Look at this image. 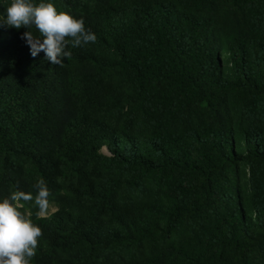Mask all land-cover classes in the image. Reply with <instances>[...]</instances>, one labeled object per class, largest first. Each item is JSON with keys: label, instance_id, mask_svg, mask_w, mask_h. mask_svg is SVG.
Returning a JSON list of instances; mask_svg holds the SVG:
<instances>
[{"label": "trees", "instance_id": "trees-1", "mask_svg": "<svg viewBox=\"0 0 264 264\" xmlns=\"http://www.w3.org/2000/svg\"><path fill=\"white\" fill-rule=\"evenodd\" d=\"M54 1L97 37L60 64L0 25V198L59 207L19 201L30 264H264V0Z\"/></svg>", "mask_w": 264, "mask_h": 264}, {"label": "clouds", "instance_id": "clouds-1", "mask_svg": "<svg viewBox=\"0 0 264 264\" xmlns=\"http://www.w3.org/2000/svg\"><path fill=\"white\" fill-rule=\"evenodd\" d=\"M0 25L28 30L23 33L30 53L41 50L52 64L62 63L73 47L95 43L97 37L85 27L83 17L77 18L66 11H58L52 0H10L0 13ZM29 26H34V35ZM32 191H13L0 198V264H30L34 256L40 227L20 210L19 201H32L37 214H43L50 205L49 189L43 180H37Z\"/></svg>", "mask_w": 264, "mask_h": 264}, {"label": "rangeland", "instance_id": "rangeland-1", "mask_svg": "<svg viewBox=\"0 0 264 264\" xmlns=\"http://www.w3.org/2000/svg\"><path fill=\"white\" fill-rule=\"evenodd\" d=\"M0 2L3 4V6H4V8H5V7L7 6V4L10 2V0H0ZM52 2L54 3V5H55V7L57 8L58 11H64L60 6H58V5L56 4V2H55L54 0H52ZM20 28H24V26H21ZM101 151H102V153L105 154V155L108 154L107 149H106L105 147H103V148L101 149ZM260 183H261V188L264 190L263 182H260ZM72 186H73V188H75V189H78V187H79V185H77L76 183H75V184L72 183ZM70 193H71V192H70ZM120 194H121L122 196H124V197H126L127 195H129L128 191L125 190V189H121V190H120ZM58 209H59V207H58L57 205L51 203V204L49 205V208L47 209V211H46L45 213H43V214H39V216L48 217V216H50L52 213H54L55 211H57ZM59 254H61V253H59ZM62 254L66 255V256H74L76 253H75V252H70V253H62ZM121 254H122V256L127 257V252H126V251H124V250L121 251Z\"/></svg>", "mask_w": 264, "mask_h": 264}]
</instances>
